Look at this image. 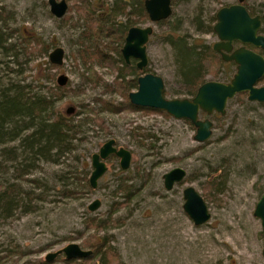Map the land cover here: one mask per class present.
Masks as SVG:
<instances>
[{
	"label": "rangeland",
	"instance_id": "obj_1",
	"mask_svg": "<svg viewBox=\"0 0 264 264\" xmlns=\"http://www.w3.org/2000/svg\"><path fill=\"white\" fill-rule=\"evenodd\" d=\"M234 2L170 0L171 13L164 22L158 24L146 20L138 23L141 27L152 26V33L145 44V67L147 72L162 78L166 98L186 96L175 72L172 50L164 41L163 34L173 26L177 27L175 33L184 35L188 42L211 44L216 40L215 35L198 32L195 18L206 21L219 7ZM263 2L243 0V5L260 12ZM69 6L67 2L64 15L72 16L70 21H74L75 13L71 6L68 11ZM0 10L6 14L3 27L11 34L9 41L17 38L14 29H19L23 35H33L46 43L47 54L55 46L63 49L62 63L58 68L50 69L52 82L42 78L47 55L35 56L27 63L15 65L9 62V57L0 54L2 83L30 84L36 90L40 89V83L52 86L56 76L62 73L67 77L66 85L73 89L82 88L80 94H69L55 102L61 113L71 108L70 115L79 110V102L96 107L95 97L120 100L115 94H103L99 85L80 81L84 66L76 57V36L82 28L81 20L74 27L62 24L60 19L64 15L60 18L52 16L46 0H0ZM260 34L264 35V30ZM20 57L23 61L26 56ZM94 68L106 82H111L114 73L97 64ZM233 69V66H228L227 77L219 75L217 79L225 82ZM206 80L213 79L207 75ZM258 85L264 86V82ZM98 114L107 132L95 126H84L78 136L81 140L73 142L74 148L70 153L57 161L39 159L27 174L19 178L12 170L15 162L1 152L2 146H16L17 141L0 146V164L5 168L0 171V182L14 183L35 195L30 202L34 206L32 211H16L13 216L0 219L2 264H35L38 258L43 259L46 253L70 242L88 249L81 246L82 238L92 234V230H84V218H105L110 204L122 200L120 193L113 191L117 176L122 174L132 177L128 182L134 188H141L127 205L112 213L111 218L121 219L122 223L118 222L117 226L104 231L122 264H264L261 255L264 235L259 219L252 215L255 202L264 190V104L247 101L246 98L239 100L235 96L228 99L222 116H209L211 135L203 143L192 139L194 130L182 119L168 115L141 112ZM203 117V114L199 115V118ZM134 130L149 132L154 137L143 140L144 145H140L130 135ZM109 138L114 139L116 147L121 146L130 152L129 166L119 171L118 159L107 157L103 160L106 170L98 178L96 187L86 192L76 177L84 171L88 178L92 170L90 155ZM148 144L152 146L148 147ZM173 167L184 169L185 177L181 183L165 190L161 176ZM135 170L142 176H135ZM146 173L149 176L143 184L142 177ZM217 175L224 179L223 187L214 195L215 201L206 202L208 221L195 226L182 210L181 190L190 185L202 195L205 183ZM64 190H71L74 195H63ZM94 199L99 201V206L90 212L87 205ZM12 244L23 254H14L9 259L4 257L5 248H11ZM48 264L60 262L54 259Z\"/></svg>",
	"mask_w": 264,
	"mask_h": 264
},
{
	"label": "trees",
	"instance_id": "obj_2",
	"mask_svg": "<svg viewBox=\"0 0 264 264\" xmlns=\"http://www.w3.org/2000/svg\"><path fill=\"white\" fill-rule=\"evenodd\" d=\"M66 1L73 7L75 20L70 21L72 16L66 14L60 22L73 27L78 21L82 22V28L76 36L78 45L76 57L84 66V71L80 73L81 83L99 85L103 94H115L120 97V100L95 97L96 107L79 102L77 103L79 110L70 115L59 112L55 102L69 94H80L82 92L80 87L73 89L66 84L58 86L55 83L48 86L40 83V89L34 90L30 84L0 81V146L17 141L16 146H2L1 152L8 160L15 162L12 170L18 178L27 174L39 159L57 161L64 154L70 153L74 148L73 142L81 140L78 136L84 126H95L98 130L107 132L99 112L111 114L141 112L167 116L164 112L155 109L134 106L127 99L128 92L136 89V78L148 71L146 67L138 70L132 60L126 64L119 52L127 28L148 19L143 9V0ZM70 6L68 11L71 9ZM245 8L249 15L254 14L252 7L245 6ZM5 15L0 10V54L2 57H9V62L20 65L21 62L27 63L35 56L47 55L46 43L33 35H23L19 29H14L17 38L13 42L9 41L11 34L3 27ZM164 21L165 19L156 23ZM195 22L197 23L195 29L198 32L212 34L215 13L208 16L206 21L195 18ZM261 30H264V27ZM176 31L177 27L172 26L163 34V37L172 50L175 72L184 88L186 98L194 95L196 88L206 80L207 75L217 81H219L217 79L219 75L227 77L228 66L234 67L232 62H223L211 49L210 44L188 42L184 35L176 34ZM262 52L264 53V50ZM22 55L26 56L23 61L20 57ZM45 63L46 69L42 78L44 81L52 82L53 75L50 69L59 66L52 65L48 61ZM95 64L105 67L109 73H114L111 82H106L102 78L94 68ZM260 82H264V76L259 79L258 83ZM163 95H165L164 91ZM235 98L239 100L245 98V93H238ZM259 104L263 105L264 102ZM183 121L193 129L187 120ZM130 135L140 145H144L143 140L154 137L149 132L138 130L131 131ZM148 145V147L152 146ZM4 169V166L0 164V171ZM80 173L81 175L76 177L78 183L86 192L92 191L86 172L80 171ZM134 174L138 177L142 176L138 170H135ZM148 176L149 174L146 173L145 177H142L143 184ZM116 179L113 191L120 193L122 200L110 204L105 218L93 216L84 218V230H92V234L82 238L81 246L90 249V254L80 259H64L63 256H56L54 259L60 264H122L118 253L109 242L110 237L104 231L108 227L117 226L118 222L122 223L121 219L113 220L112 213L119 207L127 205L141 188H134L128 182L132 179L128 174L119 175ZM223 184L224 179L220 175L208 180L202 188L203 200L215 201L214 195L221 190ZM62 194L72 196L74 192L64 190ZM34 196L31 191H24L14 183L0 182V219L11 217L16 211L25 213L32 211L34 206L30 205V202ZM101 231L102 234H98ZM10 247L5 248L6 256L4 257L11 259L14 254L17 256L23 254L16 245L12 244ZM1 258L0 256V264H2ZM35 264H48V262L38 258Z\"/></svg>",
	"mask_w": 264,
	"mask_h": 264
},
{
	"label": "water",
	"instance_id": "obj_3",
	"mask_svg": "<svg viewBox=\"0 0 264 264\" xmlns=\"http://www.w3.org/2000/svg\"><path fill=\"white\" fill-rule=\"evenodd\" d=\"M49 13L55 18L64 15L67 9L65 0H46ZM144 12L150 23L166 19L171 13L170 0H143ZM261 23L264 24V8L260 15H249L243 5V0H235V3L221 6L215 12V22L212 32L217 41L211 45V49L218 53L224 62H233L234 72L227 82L217 80H205L195 90L190 98H166L163 95L162 78L153 73H143L136 78V89L127 94L130 104L164 112L174 119L187 120L194 128L192 139L197 143H203L211 135L212 122L208 116L217 113L222 116L225 112V104L228 99L238 93H245L247 101L264 102V86L258 85L259 79L264 76V57L255 51L244 47L250 45L253 48L264 49V35L258 33ZM152 33V26L129 27L125 33L123 44L120 47V55L127 64L130 59L135 60V67L142 70L147 64L145 44ZM236 41L240 46L232 49L231 43ZM63 59V49L55 46L47 54V61L55 66H60ZM67 77L58 74L55 83L64 86ZM71 108L65 113L70 114ZM199 112L206 117L199 118ZM108 155L118 159L120 170H126L130 162V152L121 146L116 147L114 139L104 141L97 152L90 155L92 170L88 176V184L93 189L98 178L104 173L106 167L102 161ZM162 185L165 190L172 188L174 184L181 183L185 177V171L181 167H173L162 174ZM182 210L195 226L206 223L209 212L202 196L190 185L181 190ZM99 206L97 199L87 205V210L92 212ZM252 215L259 219L260 230L264 235V190L255 202ZM62 254L64 259H80L87 257L90 250L82 249L77 243L70 242L60 249L48 252L43 256L45 262H51L56 256ZM264 257V246L261 250Z\"/></svg>",
	"mask_w": 264,
	"mask_h": 264
},
{
	"label": "flooded vegetation",
	"instance_id": "obj_4",
	"mask_svg": "<svg viewBox=\"0 0 264 264\" xmlns=\"http://www.w3.org/2000/svg\"><path fill=\"white\" fill-rule=\"evenodd\" d=\"M65 2H66V4H67V1L65 0ZM235 3V2H234ZM233 4V3H232ZM245 7V6H244ZM263 8H264V2H263ZM263 8H262V10H263ZM246 9V8H245ZM262 10L260 11V12H257V11H254V14L253 15H256V14H258V15H260L261 13H262ZM253 15H251V16H253ZM148 20V19H147ZM134 26H139L138 24L137 25H134ZM132 27V26H131ZM141 27V26H140ZM264 27V24L263 23H261V25H260V27H259V30H258V33H260V31H261V28H263ZM128 29V28H127ZM127 31V30H126ZM213 33V32H212ZM214 34V33H213ZM217 41V39L214 41V42H216ZM213 42V43H214ZM213 43H211L210 44V46L213 44ZM238 46H240V43H238V42H236V41H233L232 43H231V47H232V49H234V48H236V47H238ZM244 47H246V48H249V49H251V50H253V51H255L256 53H259V54H261L263 57H264V53L262 52L264 49H258V48H253L252 46H250V45H244ZM216 53V52H215ZM217 55H218V53H216ZM219 56V55H218ZM220 57V56H219ZM134 61L135 62V60H133V59H130L129 60V62L130 61ZM224 62V61H223ZM226 63H229V62H226ZM233 63V62H232ZM234 65V64H233ZM234 68H235V65H234ZM234 72V71H233ZM233 74V73H232ZM231 74V75H232ZM230 79V78H229ZM228 79V80H229ZM227 80V81H228ZM227 81H225V82H227ZM222 82V81H221ZM237 95V94H236ZM235 95V96H236ZM257 103H261V102H257ZM200 113H202V112H199V115H200ZM212 114H217V113H212ZM211 115V114H210ZM209 115V116H210ZM219 115V114H218ZM205 116V115H204ZM209 116H208V118H209ZM206 117V116H205ZM204 118V117H203ZM212 122V121H211ZM193 130H194V128H193ZM113 139V138H112ZM106 141V140H105ZM115 142V141H114ZM205 142V141H204ZM107 157H114V158H116L115 156H113V155H108ZM106 157V158H107ZM105 158V159H106ZM104 160V159H103ZM102 160V161H103ZM119 168V167H118Z\"/></svg>",
	"mask_w": 264,
	"mask_h": 264
}]
</instances>
